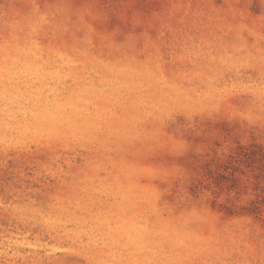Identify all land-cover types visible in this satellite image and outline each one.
I'll use <instances>...</instances> for the list:
<instances>
[{"label": "rangeland", "instance_id": "374dc122", "mask_svg": "<svg viewBox=\"0 0 264 264\" xmlns=\"http://www.w3.org/2000/svg\"><path fill=\"white\" fill-rule=\"evenodd\" d=\"M0 264H264V0H0Z\"/></svg>", "mask_w": 264, "mask_h": 264}]
</instances>
